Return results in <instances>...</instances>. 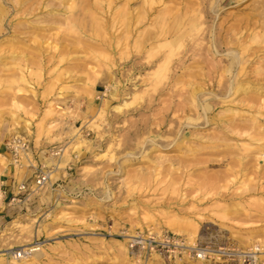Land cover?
<instances>
[{"label": "rangeland", "instance_id": "1", "mask_svg": "<svg viewBox=\"0 0 264 264\" xmlns=\"http://www.w3.org/2000/svg\"><path fill=\"white\" fill-rule=\"evenodd\" d=\"M28 158L50 179L10 202ZM1 195L3 264H204L135 227L264 245V0H0Z\"/></svg>", "mask_w": 264, "mask_h": 264}, {"label": "built area", "instance_id": "2", "mask_svg": "<svg viewBox=\"0 0 264 264\" xmlns=\"http://www.w3.org/2000/svg\"><path fill=\"white\" fill-rule=\"evenodd\" d=\"M6 148L9 149L10 158L13 163L22 166V157L27 154L28 143L21 135H13L6 141ZM62 147H52L51 155H61ZM26 165L33 167L31 183L25 180L17 184V192L12 193L10 202L20 201L21 192L38 189L46 183L50 177L52 167L43 162L33 163L29 158ZM69 167L71 165L69 164ZM127 246L131 251L140 250L141 253L155 252L163 258H179L182 260L198 259L208 264H264V245L259 240L249 244H238L224 241L214 235H207L204 231L189 237L169 229H153L148 227H135L126 232ZM35 239L25 246L12 247L8 253L10 259L18 260L25 258L33 250L37 249Z\"/></svg>", "mask_w": 264, "mask_h": 264}, {"label": "bare ground", "instance_id": "3", "mask_svg": "<svg viewBox=\"0 0 264 264\" xmlns=\"http://www.w3.org/2000/svg\"><path fill=\"white\" fill-rule=\"evenodd\" d=\"M199 9V8H198ZM175 16V15H174ZM178 18V17H177ZM190 19V18H189ZM188 19V20H189ZM173 25V24H172ZM176 26H178L177 24H176ZM182 26V25H181ZM172 27V26H171ZM172 28H175V27H172ZM180 29V28H179ZM183 29V28H182ZM186 29V28H185ZM185 29H184V31H185ZM173 31H174V29H173ZM172 32V31H171ZM180 33H181V30H180ZM171 34V33H170ZM182 34H184V33H182ZM180 35V34H178V35H180V36H183V35ZM165 37H166V32H164V34H163ZM175 35V34H174ZM176 37V36H175ZM169 38V37H168ZM176 38H178V37H176ZM180 38V37H179ZM172 39V38H171ZM175 40V39H174ZM178 40V39H177ZM172 41V40H171ZM175 42V41H174ZM172 43H173V41H172ZM163 44H165V43H163ZM162 45V44H161ZM169 45V44H168ZM61 95H63V93L61 94ZM59 108H60V106H58ZM3 157H4V159H3V165L5 166V168H8V165H9V163H10V159L6 156V155H2ZM49 177H50V174H49ZM2 197H3V195H1L0 196V201H2ZM173 224H174V226H176V221H173ZM177 229V228H176ZM178 232V231H177ZM180 233H182V232H180ZM188 235H189V237H192V236H194V234H192V233H188ZM140 251V250H139ZM141 252V251H140ZM147 255L148 256H152L154 259H156V260H159V261H161L162 260V256L160 257V255L159 254H157V253H155V252H151V253H147ZM23 259V258H22ZM168 259V258H167ZM19 260H21V259H19ZM169 260L170 261H181V262H200V263H204V264H208L207 262H204V261H201V260H198V259H188V260H182V259H179V258H169ZM0 264H3V262L2 261H0Z\"/></svg>", "mask_w": 264, "mask_h": 264}]
</instances>
